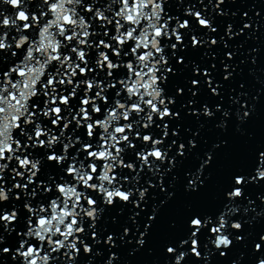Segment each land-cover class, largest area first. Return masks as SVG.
<instances>
[{
    "label": "snow or ice",
    "instance_id": "1",
    "mask_svg": "<svg viewBox=\"0 0 264 264\" xmlns=\"http://www.w3.org/2000/svg\"><path fill=\"white\" fill-rule=\"evenodd\" d=\"M166 3L0 0V264H78L81 252L93 253V244L116 246L113 234L101 240L102 209L97 197H102L104 205L114 206L119 200L140 208L149 188L157 186L145 177L157 173L164 190L163 177L175 167V156L169 153L173 146L177 156L183 157L186 151V145H177L175 139L166 145L170 136H179L172 121L180 119V112L173 108L176 97L184 94L183 88L172 95L164 87L174 74L168 50L177 63L184 64L177 52L186 49L184 37L192 30L191 21L169 14ZM224 3L216 0L213 10ZM32 4L35 7L30 10ZM4 6L15 11L8 13ZM184 16L194 18L207 34L218 31L213 20L194 10V5L184 10ZM245 29L251 30L252 24L244 23L235 31L229 23L219 39L191 35V44L228 49L229 41ZM224 55L233 59L231 51ZM221 64L226 73L223 79L229 80L230 65L223 60ZM192 74L204 77L203 85L200 79H191L192 97L208 91L221 98L223 86L212 78V71L194 64ZM215 109L222 111L219 102ZM190 114L211 119L216 113L204 104ZM222 114L230 113L224 109ZM249 114L244 111L240 119ZM188 146L195 143L189 140ZM45 158L57 166L56 174L42 175ZM211 159L208 155L188 180L189 190L196 191L204 183L200 175ZM142 179L148 187L140 185ZM257 180L264 181V151L256 157L254 175L232 177L218 212L192 213L186 238L166 249L174 264H183L190 254L207 259L200 251L202 237L205 249L211 244L221 256L226 255L222 249L234 243L230 230L240 232L244 227L234 217L247 199L245 189ZM259 199L264 201V196ZM138 215L130 218L135 221ZM129 231L125 227L119 239L123 241ZM144 236L140 233L137 244L145 243ZM260 240L264 241V235ZM255 247L262 249L259 243ZM115 259L112 254L106 264ZM259 264H264V258Z\"/></svg>",
    "mask_w": 264,
    "mask_h": 264
},
{
    "label": "water",
    "instance_id": "2",
    "mask_svg": "<svg viewBox=\"0 0 264 264\" xmlns=\"http://www.w3.org/2000/svg\"><path fill=\"white\" fill-rule=\"evenodd\" d=\"M215 3L216 0H212V4H208V0H203V4L198 0H167L165 5L169 14L189 19L192 23V30L184 37L186 49L177 52L184 64L177 63L176 58L171 56V50H168L174 74L169 75L164 85L172 95H175L177 88L184 89V94L176 97V106L173 108V111L180 112V119L172 121L179 136H170L166 145L172 139L177 141V145L184 143L185 155L177 156L176 146H173L169 156H175V167L163 177L164 190L159 185V173L156 177H145L157 186L149 188L147 199L141 202L140 208L123 204L119 200L114 206L104 205L102 197H97L102 209L98 224L101 240L108 234H113L116 246L110 248L103 243L93 244V253L85 255L81 252L78 264H106L112 254L116 256L113 264H174L175 258L166 249L169 246L176 247L181 239L186 238L187 222L192 213L215 214L223 205L224 192L228 190L232 177L237 173L254 175L256 157L259 152L264 151V0H225L219 10H213ZM190 4L194 5V10L202 11L206 18L213 20V26L218 28L216 33L207 34L194 18L184 16V10ZM4 7L8 13L15 11L10 6ZM29 7L31 10L35 5ZM221 11L226 15H218ZM245 12L247 17L244 16ZM229 23L234 25L235 31H239L244 23L252 24V29H245L243 34L230 40L228 49L220 45L209 50L206 46L194 47L191 44V35L204 40L209 36L219 39ZM227 51L233 52L232 60L226 59L224 53ZM222 60L230 65L232 76L229 80L223 79L226 73ZM194 64L199 65L201 70L208 68L213 73L212 78L222 84L220 99L211 96L208 91H202L196 97L190 95L191 79H200L201 84L204 83L202 75L193 76ZM212 64L216 65L215 69L211 68ZM189 99H194L197 103L188 105ZM218 102L222 108L220 112L215 109ZM204 104L216 113L214 118L190 114L193 108L198 110ZM224 109L229 111L228 117L223 116ZM244 111H249L250 114L241 120ZM189 140L195 143V147L188 146ZM38 151L42 155L44 150ZM208 155L212 159L204 166L200 175L204 183L196 191L189 190L188 180L194 178ZM163 167L166 169L169 165L166 163ZM42 169V175L58 172L57 166L46 158ZM197 184L199 185V181ZM140 185L148 187L143 179ZM245 193L247 199L241 202V212L234 217L244 227L240 232L230 230L234 243L230 248L222 249L226 255L221 256L220 250L211 244L205 249L202 237L200 251L207 254V259H197L190 254L183 264H259V260L264 258V241L260 240V236L264 235V201L259 199L264 196V181L257 180L249 184ZM17 203L21 204L23 216L22 201ZM244 208L248 209L246 213ZM134 213H139L135 221L130 218ZM150 216L155 219L149 220ZM145 225L149 226L147 230ZM125 227L130 231L121 241L119 237L123 235ZM142 232L145 233V243L141 246L137 244V240ZM14 236L13 233V238ZM236 236H242L243 240L236 241ZM89 242L91 243L90 240ZM258 243L262 245L260 251L255 247ZM97 249L99 255H96Z\"/></svg>",
    "mask_w": 264,
    "mask_h": 264
}]
</instances>
